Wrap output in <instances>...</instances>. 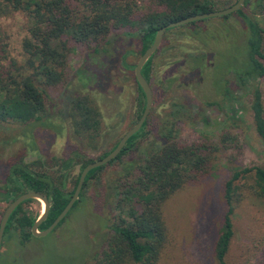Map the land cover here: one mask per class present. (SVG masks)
<instances>
[{
  "label": "rangeland",
  "instance_id": "374dc122",
  "mask_svg": "<svg viewBox=\"0 0 264 264\" xmlns=\"http://www.w3.org/2000/svg\"><path fill=\"white\" fill-rule=\"evenodd\" d=\"M148 4L147 0L139 1L136 14L146 10ZM217 17L199 19L194 26L163 31L158 47L171 45L168 51L175 53V57L177 51L184 53L196 47L207 49L208 66L200 74L197 71L185 74L184 65H166L162 58L167 56L165 53L155 55L154 74L164 78L176 73L181 86L170 95H158L154 83L150 105L153 123L149 126V134L139 139L136 150L128 149L89 176L86 185L80 187L76 205L69 208L64 220L51 231L43 236L31 235L23 242L18 241L17 233L11 228L2 233L0 264L91 262L93 254L105 244L113 217L127 208L123 202L121 209L117 206L119 202L114 189L122 179L121 165L127 161L138 162L139 151L149 142H158V120L170 113L172 102L183 104L191 113L190 117L180 116L174 125L173 134L179 142L200 141L207 135L216 140L217 135L226 129L241 146L237 155L241 166L263 162V146L253 129L249 101L251 88L257 86L264 108V76L250 81L249 88L235 89L231 73L223 67L234 62L236 42L240 38L238 31L243 23L237 16ZM253 17L264 27V9ZM30 23V18L19 11L0 16V41L6 43L8 55L5 64L12 68L25 57L21 41L28 36ZM194 27L201 30L198 36L191 33ZM132 31L129 26L110 30L106 42L96 47L97 51L70 41L67 44L69 75L66 82L56 88L44 87L45 109L41 116L26 123L0 122V188L8 167L19 161L45 171L55 181L63 180L69 191L79 174V164L75 162L68 169L61 170L60 161L73 152L80 153L79 160H96L133 124L138 95L133 67L139 56L140 42ZM216 48L220 49L215 58L211 50ZM262 50L264 53V38ZM212 67L216 68V73L220 68L218 81L213 76ZM78 94L88 95L100 112L101 128L94 142L89 143L86 137L75 135L69 125V103ZM206 101H216L217 106H206ZM202 116L207 117V123L201 121ZM232 153L235 151L231 148L219 153L212 175L185 186L163 203L166 240L154 264H214L211 246L221 221V183L227 177L225 164ZM242 182L241 179L238 184ZM240 190L243 195L234 204L231 215L233 233L225 256L226 264H264V199L249 193L245 187ZM29 199L22 204V209L38 215L42 202ZM6 203L0 196V216Z\"/></svg>",
  "mask_w": 264,
  "mask_h": 264
},
{
  "label": "trees",
  "instance_id": "16d2710c",
  "mask_svg": "<svg viewBox=\"0 0 264 264\" xmlns=\"http://www.w3.org/2000/svg\"><path fill=\"white\" fill-rule=\"evenodd\" d=\"M139 1L143 0H0V16L19 11L31 21L27 28L28 36L21 41L25 57L15 68L5 64L8 60L6 43L0 41V122L26 123L41 116L45 109L44 87L56 88L64 84L69 75L67 44L70 41L97 51L96 47L106 42L110 30L129 26L139 38L137 54L140 55L149 46L156 29L161 25L196 13L223 8L235 0H147L149 4L146 10L136 14ZM262 9L264 0H243L236 11L217 17L225 19L237 16L243 23L238 31L240 38L236 42L234 62L231 66L223 67L231 73L235 89L247 88L250 81L264 76V27L253 17ZM196 22L197 20L190 21L164 31L186 25L194 26ZM200 31L194 27L191 33L198 36ZM160 46L145 60L140 69L151 94L154 83L158 95H170L175 88L181 86L176 73L164 78L154 74L153 60L157 54L167 55L162 57L166 65H184L185 74L192 71L200 74L208 66L207 49L196 47L184 53L177 51L175 57V53L170 54L168 51L172 48L171 45ZM219 49L211 50L213 57L216 58L215 54ZM215 70L212 67L213 76L218 81L219 71L216 73ZM134 82L136 83L135 79ZM136 86L137 111L132 123L137 120L144 105L143 92L137 83ZM226 90L227 88L224 89ZM204 104L216 105V101H206ZM249 110L254 132L262 143L264 153V108L257 86L251 88ZM152 111L153 108H150L139 129L128 137L120 151L108 162L119 158L128 149H137L139 139L145 138L150 132L149 126L153 123ZM183 115L190 117V109L177 101L172 102L170 113L158 120L157 135L155 134L158 142H153L156 145L149 142L139 151L141 157L138 162L127 161L121 165L122 179L114 189L119 202L117 206L121 209L123 202L127 204V208L120 210L122 215L113 217L105 244L93 254L92 261L82 264H154L166 240L163 203L185 186L196 184L212 175L218 154L231 148L235 153L230 155L225 164L228 174L221 183V221L211 246L214 264H226L225 256L233 233L231 215L234 204L243 195L240 189L245 187L249 193L264 199V160L261 164L241 166L237 161L241 146L236 137L226 129L217 135L216 140L207 135L202 136L200 141L179 142L173 131L177 119ZM67 116L75 135L86 137L89 143L96 140L101 128L100 112L88 95L78 94L71 98ZM201 121L207 123L208 119L202 116ZM117 140L98 158L109 152ZM80 156V153L73 152L60 161V169L66 170L76 162L81 170L91 160H79ZM104 164L86 173L81 188L86 185L89 176L99 171ZM77 177L78 175L72 188L67 191L63 180L55 181L45 171L18 161L8 167L1 187L5 191L3 197L7 202L29 190L40 192L46 197L47 214L37 227L41 230L63 208L74 189ZM241 179L244 182L238 184ZM29 200H23L10 212L3 229V233L10 228L15 231L19 242L31 236L30 225L37 217L22 209V204ZM77 201L78 199L71 207ZM69 210L54 227L64 220Z\"/></svg>",
  "mask_w": 264,
  "mask_h": 264
},
{
  "label": "water",
  "instance_id": "95a60500",
  "mask_svg": "<svg viewBox=\"0 0 264 264\" xmlns=\"http://www.w3.org/2000/svg\"><path fill=\"white\" fill-rule=\"evenodd\" d=\"M242 3H243V0H235L233 3L227 5L223 8L208 11V12H203V13H196L193 15L182 17L178 20L168 22V23L158 27L154 33V36H153L151 43L137 57L135 64H134V67H133L134 79H135L136 83L139 85V87L141 88L143 95H144L143 109H142L139 117L137 118V120L129 128H127L125 130V132L120 136V138L118 139V141L116 142L114 147L109 152H107L104 156H102L96 160H92V161L86 163L81 168V170L79 171L78 177H77L76 184L74 186V189H73L69 199L67 200V202L65 203L63 208L59 211V213L50 222V224L47 227H45L44 229H41V230L37 229L39 223L41 221H43V219L46 217L47 210H48V201L42 193L37 192V191H31V190L24 191V192L18 194L17 196H15L14 198H12L11 200H9L6 203V205L2 211V214L0 216V241H1L2 233H3L4 225L6 223V220L9 216L10 212L20 202H22L23 200L29 199V198L38 199L43 204L41 212L37 215V217L35 218L33 223L30 225V229H29L30 234L32 236H43L46 233H48L49 231H51L54 228V226L59 222V220L66 214V212L69 210V208L71 207L73 202L76 200L86 173L90 169L97 167L99 165H102V164L108 162L110 159H112L120 151V149L122 148V146L124 145V143L128 139V137L139 129V127L141 126L142 122L144 121V119H145V117L149 111L150 105H151L150 87H149L147 81L141 75L140 69H141L142 64L145 62V60L158 47L160 40H161V37H162V33L166 28L175 27V26H178V25H181L184 23H188L190 21L199 20V19H203V18L226 15V14H229L231 12L236 11L242 5Z\"/></svg>",
  "mask_w": 264,
  "mask_h": 264
},
{
  "label": "flooded vegetation",
  "instance_id": "af4514ba",
  "mask_svg": "<svg viewBox=\"0 0 264 264\" xmlns=\"http://www.w3.org/2000/svg\"><path fill=\"white\" fill-rule=\"evenodd\" d=\"M124 132H125V131H123V133H124ZM123 133H122V134H123ZM122 134H121V135H122ZM121 135H120V136H121ZM120 136H119V138H120ZM6 174H7V173H5V177H6ZM5 177H4V179H3V183H4V180H5ZM3 183H2V184H3ZM2 184H1V185H2ZM4 193H5L4 189H3V188H0V196H4ZM1 194H2V195H1Z\"/></svg>",
  "mask_w": 264,
  "mask_h": 264
}]
</instances>
